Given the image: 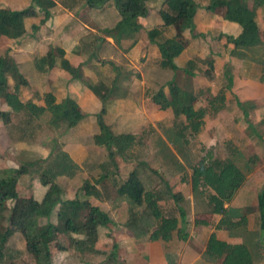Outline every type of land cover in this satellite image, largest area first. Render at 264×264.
<instances>
[{
    "label": "rangeland",
    "instance_id": "rangeland-1",
    "mask_svg": "<svg viewBox=\"0 0 264 264\" xmlns=\"http://www.w3.org/2000/svg\"><path fill=\"white\" fill-rule=\"evenodd\" d=\"M51 1L53 5H47L46 8L48 11L47 19L44 18L42 9L35 8V16L25 20V34L15 37L18 36V31H13L9 35L10 38L0 37V55L8 48L10 56L18 65L21 76L28 80L30 89L36 87L35 85L39 83V79L31 67L32 62L26 56L27 53L25 52L24 54L22 50H18V47L32 43L31 38H35V42L38 41L39 44L42 43V51L45 48L47 52L49 50L54 54V47L66 46L69 37L74 38L76 48L81 53V59L84 60L83 64L85 63L98 79H109L118 71L117 77H120V80L127 81L130 79L129 81H137L140 80L142 73L144 77L150 80V83L147 81L144 84V88L147 87L146 96H142L144 114L141 117L134 116L122 119L121 122L109 121V123L116 127L113 128L115 129L114 133H121L130 129L135 132L136 139L142 142L135 143L132 148L133 155L134 153L137 154V157L133 158L135 162L136 158L142 156L143 146L141 145L146 142L149 147L146 149L148 167L138 165L132 161V158V160L129 159L123 162L114 156L119 166L117 175L106 176L101 181L95 182V179L100 176V172H112L115 167L108 163L106 149L96 144L92 139V135L97 130L94 116L91 119L86 117L83 122L79 123V125L77 124L73 129L67 127L66 123L61 120L54 122L51 110L49 113L44 112L39 117L32 118L31 121L26 120L24 113L12 114L8 122L0 120V175L8 167H18L24 163L31 162L27 172L19 179L17 201L8 219L2 223L3 227L13 226L22 217L24 205L29 197H36L43 193L39 182L41 172H47V174L52 176L53 181L63 189V198L77 197L84 201L86 207L97 205L102 210L110 211L109 215H111L112 223L99 231L92 246L73 244L71 241L73 235L69 233L59 235L45 245V264H105L109 262L110 259H106V254L111 249L112 238H117L120 230L116 225L127 223L131 211L135 212L133 223L137 224L138 227L126 224L124 232L120 230L122 232L121 236L127 237L132 234L133 236L135 235L134 237L138 235L139 237H145L148 234L153 221L141 213L143 204L134 206L125 197L118 196L115 192L116 186L126 178L127 172L132 167L137 169L138 176L146 190L156 187L162 192L164 202L161 205V210L163 215H172L175 213V208L174 202L170 198L168 191H166L168 183L162 176L188 177L190 176V166L207 154H210V157L220 158L224 155L223 152L227 150L232 152L231 155L234 159H237L239 167L244 169L246 165V176H264V126H261L262 123L254 125L256 128L254 130H257V133L249 129L242 133L234 125L235 123H227L228 118H223L218 131L217 127L215 129L211 127L208 132L206 131L208 134L205 132L192 134L189 130H182V137L185 142L183 143L177 138L176 131L178 130L176 127L170 125L169 114L160 112L157 105L152 102L151 94L158 87H163L162 85L171 75L170 71L159 68L157 48L146 36V31L149 28L160 26L161 24L157 11L162 7V0H148L146 2L147 14L139 19L140 29L132 38H122L120 44H116L114 41L110 43L103 33L104 28L113 27L118 20L117 10L111 1L104 3L98 8L88 7L85 5L84 0ZM194 1L198 5L195 13V24L197 26H195V31L202 32L203 35L191 37L188 35L187 30L185 31L186 37L182 36L181 39L186 48L187 53L185 55L194 54L195 58L209 59L211 56L208 52L212 53L217 50L226 52L224 49L230 44L226 40L225 35L226 33L229 34L231 29L226 28L221 21L223 8L215 11V24L209 18H213V15L210 14L208 17V13L203 8L207 0ZM29 2L30 0H0V9L23 8L27 7ZM247 5L249 8H253L259 30L263 29L264 6L254 7L253 0H247ZM31 24L34 28L30 27ZM233 30L236 31L237 28H233ZM31 31L34 33L33 37H30ZM98 34H100V42H98ZM172 34H174V27L164 28L165 36H171ZM132 40H134V45L137 49L131 52L129 56L128 51L126 52L124 48H128ZM35 42L33 40L32 44L35 45ZM29 46L31 48L28 47L29 49L27 48V50L35 48L34 46ZM39 51L38 49L36 50L35 58H37ZM242 53L243 57L255 60L264 67V47L257 50L243 49ZM130 61L140 68L133 67ZM196 61L198 67L195 73L197 76H202L201 72H206L207 70L205 68L206 65L198 60ZM56 62H58L57 57ZM142 63L146 64H144L145 67L141 65ZM259 67L261 66L259 65ZM237 70L238 68H234L233 72L236 76L238 75ZM48 71L50 70L45 69L43 75L47 76ZM179 74L178 79L182 80L180 84L183 85V83H186L183 80L185 78L189 80V78L183 73L179 72ZM83 76L84 78H89L85 75ZM219 78L221 83L217 84V86H223L225 84L223 75L220 74ZM7 83L10 87L13 85V79L10 76L7 77ZM25 85L20 86V96L21 88ZM203 86L202 84V89H205ZM259 87L260 90L257 93L262 97L256 102L258 115L249 117V122L253 123L257 119L260 121L264 119V85H259ZM141 88H143V85L137 83L136 94L133 95L134 98L141 99ZM240 88L241 84L235 85V92L239 93L241 91L239 90ZM248 89L255 90L250 86ZM205 95L200 96V101L197 103L201 104L200 106L207 104L205 98L208 97H205ZM1 108L5 109L4 104L1 105ZM208 121L212 122L215 120L209 117ZM208 121L205 120L204 123L206 124ZM245 133L249 134L248 143ZM208 139H211L210 141L216 145H207L206 141ZM66 142L78 143L80 146H78L80 149L76 156L72 157L73 159L66 160L64 158L65 156L67 157V154L63 152L62 145ZM167 142L181 158L183 162L181 168L173 158L168 156L167 151H170V149H167ZM225 146H227V149H223ZM61 153H64L65 156ZM133 155L131 153L130 156ZM42 156L46 157L43 158ZM62 163L66 164L64 171L70 174H56L57 170L60 169L58 165ZM249 179H252V177ZM85 180L94 184L98 191L97 197L86 196L81 190ZM196 197L197 194L195 193ZM182 205L185 206V210L188 208V202L182 203ZM56 210L57 208H46L44 215L38 219V224L54 223L56 221ZM85 213L86 211L83 210L80 215L82 216ZM184 228L187 231V227ZM261 232L264 236V231ZM173 237L175 236L173 235ZM6 248L7 251L8 248L10 250H19V258L14 261V264H34L31 256L25 251L22 237L18 232L9 238Z\"/></svg>",
    "mask_w": 264,
    "mask_h": 264
},
{
    "label": "trees",
    "instance_id": "trees-1",
    "mask_svg": "<svg viewBox=\"0 0 264 264\" xmlns=\"http://www.w3.org/2000/svg\"><path fill=\"white\" fill-rule=\"evenodd\" d=\"M108 1H111L117 10L118 20L113 27L104 28L103 33L111 37L116 44H119L122 38H132L140 29L141 25L138 19L146 16V2L148 0H84V3L88 7L98 8ZM52 3L51 0H30L29 5L22 9H0V36L9 37L12 28L23 24L25 14L30 9H42L44 18H46L48 16L47 5H52ZM259 5L264 6V0H253L254 7ZM197 8L198 5L194 0H162V7L157 11V15L161 20L160 26H153L146 31L148 40L155 44L157 48L159 54L158 65L161 68L177 69L174 58L181 53L184 47L181 42L184 31L187 30L191 37L203 35L202 32L195 31L194 16ZM203 8L210 12L223 8L222 18L224 20L237 22L242 26V31L236 36L225 35L226 40L233 46L229 52L230 55H233L238 47H247L258 43L264 44V30L258 31L253 8H248L246 0H207ZM169 26L174 27V34L171 37L164 35V28ZM31 28H34V26ZM24 33L25 30L22 34ZM134 43V40H132L128 47H131ZM54 50L55 54H52L50 60L51 65L54 63L55 56H59L61 67L65 68L67 61L62 58L63 50L58 47ZM196 60L204 63L206 67H212L211 58H194V60L188 59L184 62L183 70L191 73L190 71L197 62ZM45 61L46 56H41L36 60V64L41 67ZM223 75L226 79V86L229 87L232 76L228 63L224 64ZM8 76L13 79L11 87L7 83ZM75 76L80 77L78 70H76ZM25 84L26 80L18 72L16 63L7 48L0 55V103L3 102L8 107L7 110L0 109L1 121L8 122L10 116L17 113H24L26 120L31 121L32 118L38 117L45 108L52 105L62 109L61 115L57 116L53 112V119L65 122L67 127L74 126L82 118V115L77 111L75 101L68 97L55 103L54 96L51 93H46L42 105L35 104L29 99L21 101L20 86ZM167 85L168 97L160 87L152 94V102L162 110L167 107L171 108L175 117L180 114L183 115L187 127L195 132L202 121V110L193 108L194 97L189 92L180 89L174 81H170ZM87 86L99 97L102 103V107L95 114L98 132L92 135V139L96 144L105 147L108 158L114 166L113 157L118 155L123 158L124 153L135 142V136L127 133L118 135L111 133L102 120L105 96L98 91L100 84H87ZM235 103L243 109L247 102L236 100ZM61 154L65 156L64 153ZM205 156L191 167L192 190L199 187L212 190V193H209L207 197V203L210 206L211 213L221 215L215 225L216 228L243 224L245 222L243 210L223 207V204L229 202L237 188L242 184L245 176L244 172L229 158H212L210 154ZM66 164L58 165L60 169L57 170L56 174H70L64 171ZM30 165L31 162H27L18 167H8L0 175V264H14V261L19 258V250L8 248L7 251L6 248L9 238L16 232L22 237L23 247L33 259L34 264H45V245L57 236L69 233L74 236L71 240L73 244L92 246L99 231L112 222L109 213L97 205L86 207L84 201L77 197L63 198V189L53 181L52 176L47 172H41L39 182L41 185L46 186L43 196L40 199L29 197L24 205L22 217L13 226L3 227L2 223L8 219L17 201L19 179L27 172ZM105 175L106 173L102 172L95 179V182L101 181L102 178L106 177ZM81 190L86 196L97 197L98 195L94 184L87 180L83 182ZM115 192L118 196L125 197L134 206L143 204L141 213L157 221V225L148 235L150 239L167 240L173 230L176 231L178 238H186L187 233L184 228L186 226L185 212L177 202L181 198L179 193H170L171 198L177 204L179 217L177 219V217L162 216L157 203L161 199L160 192L154 189L146 190L136 169H132L126 178L116 186ZM256 205L259 210L260 228L264 231V181L256 193ZM46 208H57L55 212L56 221L40 225L38 219L44 215ZM83 210L86 213L81 216ZM235 217H237L236 220L233 219ZM134 219L135 212L131 211L130 218L127 220L128 224H132ZM178 220H180V227H177ZM194 223L205 222L195 220ZM204 254L208 258L219 259V264H252L249 252L244 244H228L217 239L214 233H211L206 241Z\"/></svg>",
    "mask_w": 264,
    "mask_h": 264
},
{
    "label": "crops",
    "instance_id": "crops-1",
    "mask_svg": "<svg viewBox=\"0 0 264 264\" xmlns=\"http://www.w3.org/2000/svg\"><path fill=\"white\" fill-rule=\"evenodd\" d=\"M246 3H247V0H246ZM16 9H22V8H16ZM205 12L208 13V17L210 14L213 15V18L212 17H209V18L211 21H213L216 24L215 22L216 19L214 18L215 12H210L206 10ZM33 16H35V9H30L25 14L23 24L16 26V28H12L10 35L13 31H18V36H15V37L22 36L23 30H25L26 32L25 20L28 18H32ZM139 19H138V22H139ZM254 19H255V15H254ZM221 21L222 23L225 24L226 28L231 29L229 34L226 33V35L236 36L242 31V26L237 22L226 21L222 18V16H221ZM195 23H196V15L194 16V24ZM256 26H257L258 31L264 30V28L259 30L257 22H256ZM30 27H32V24ZM233 28H237V30L234 31ZM31 33L32 34H30V37H33L34 36L33 31H31ZM185 35L186 34L184 31L182 33V36L186 37ZM0 37L4 38L5 36H0ZM104 37L107 38L110 41V43H113L114 40L111 37L106 36V35ZM5 38H10V36L5 37ZM97 38H98V42H100V34H98ZM33 40L35 42V38H31L32 43H33ZM32 43H28V45H21L20 47H18V50L19 49L22 50L24 54L25 52L27 53L26 56L29 57L32 62L31 67L33 68V71L35 72L37 78L39 79V83L35 85L36 87L34 89H30V87H28L29 86L28 80L23 77L26 80L27 85L21 88L20 100L24 101V100L29 99L35 104L42 105L43 98L46 93H51L54 96L55 103H58L63 98L68 97L69 99L75 101L77 105V111L79 114L82 115V118L74 126L69 127L70 129H73V127H75L77 124L79 125V123L83 122L86 117H89L91 119L92 116H94L95 118V114L102 107V103L99 97L96 94H94L92 90L87 86V84L88 85L100 84V86L98 87V91L100 94L105 96L104 113L102 114L103 122L108 126L109 130L114 135L127 133V134H132L135 136V142L127 150V152L124 153V157L122 158L118 155H115V156L119 158L120 160H122L123 162L128 161L129 159L132 160L134 157H137V154L134 153L133 155L132 148L135 145V143H142V142L136 139V135L134 134L135 132L133 130L128 129L127 131H124L121 133L120 132L114 133L115 129L113 128H116V127H113L109 123V121L117 123L119 121L121 122L122 119H126V118L128 119L134 116L141 117L145 112L143 108L144 104L142 101L143 99L142 96H146L145 91L147 87L144 88V84H146L147 81L148 83H150V80L147 77H144L143 74L141 73L140 80L129 81L130 79H128L127 81H122L120 80V77H117L119 73L118 71L109 79H103V78L98 79L93 74V72L85 65V63L83 64L84 60L81 59V53L78 51V48H76L75 39L72 37H69L68 44L66 46L64 45L58 46V48H61L63 50L62 58L66 59L67 61L65 68L61 67L59 56H55L54 63L51 65L50 60L52 58V54L54 53H52L49 50L47 52L45 48L42 51L41 49L43 45L42 43L39 44L38 41L35 42V45ZM134 44L131 47L124 49L126 50V52L128 51L129 56L131 52L137 49V47ZM29 45H31L32 47L34 46L35 48L33 50L31 49L27 50V48L30 47ZM37 45L40 47H38ZM232 47L233 46L231 44L230 46H226V48L224 49L226 50V52L223 50L213 51L212 53L208 52L210 53V56L212 59V67L211 68L205 67L207 68L206 72L200 71L203 74L202 76L196 75L195 70L197 69L198 66L196 65L195 62H194L195 65L190 71L191 73H187L183 70L184 62L188 59L194 60L195 58L194 54L185 55L187 53L185 46L183 47L181 53L177 57L174 58V62L177 67L176 70H171L169 68H161L159 66V68L168 70L171 73L170 78L162 85L163 87L160 86L162 88V91L166 95V97H168V87H167L168 85L167 84L170 81H174V83L180 89L189 92L194 97L193 98L194 100L192 103L193 108L201 109L203 112L202 121L200 123V126L195 132H193L190 130L189 127H187L186 121L183 115L180 114L175 117L174 114L172 113L171 108L167 107L166 109L162 110V109H159L157 105V108L160 112H165L166 114H169L170 119H171L170 125L176 127V129L178 130L176 131L177 138L180 139V141H182L183 143L185 142L182 137V130H189L192 134L193 133L201 134L202 132H205L206 134H208L207 132L210 130L211 127H213L214 129L217 127V131H218L219 126H221L220 124V122L222 121L221 119L223 118H228L227 123H230V122L232 124L235 123L234 125L242 133L246 132L247 129L251 130L252 132L257 133V130L256 131L254 130L256 129L254 125L255 124L258 125V123H262L261 126L262 127L264 126V119L261 121L257 119L254 121V123L249 122V117H251V115L252 116H255L256 114L258 115L256 102L262 96L259 95L257 91L260 90L259 85H262V86L264 85V79H263L264 67L255 60L253 61L250 58L243 57V53H242L243 49H256V50L262 49L264 47V44L258 43V44L247 46V47H241V48L238 47L235 49L236 53H234L233 55H230L229 52L232 49ZM54 48H57V47H54ZM37 49L40 51L38 53V56H36L37 58H35V52ZM118 50L120 51V49ZM41 56H46V61L44 64L41 65V67H39L36 64V60L40 58ZM56 57L58 58V62H56ZM130 63L133 67L140 68L135 63H132L131 61ZM225 63H228L230 65L231 76H232L231 84L229 87H227L226 79L224 78L225 84L223 86H220V85L217 86V84L221 83L220 82L221 79L219 77H220V74L223 75V69H224ZM144 64L145 63H142L141 65H144ZM259 65L261 67H259ZM16 67L18 70L19 68L17 64H16ZM234 68H238L237 76L233 74ZM45 69L50 70L48 71L47 76L43 75L45 73L44 72ZM76 70H78L80 77L75 76ZM220 70H221V73H220ZM179 72L181 74L182 73L185 74V76L189 78V80H186V78L183 80V81H186V83H183V85L180 84L182 80L178 79L180 75ZM83 75L89 78H84ZM137 83H139L140 85H143V88H141V99L140 100L138 98L133 97V95L136 94ZM201 83L204 85L203 87H205V89H202ZM237 84H241V88L239 89L241 91L239 93H236L234 90L235 85ZM249 86L254 88L255 90H249L248 89ZM204 94H206L205 97H208V98H205V101L207 100V104H205V106L204 105L200 106L201 104H197V103L198 101H200V96ZM236 100L240 102H247V103L243 106V109H241L240 107L236 105L235 103ZM2 104L4 103L2 102ZM1 105H0V109H2ZM4 107L5 109L3 110L8 109V107L5 104H4ZM50 110L54 112L57 116L61 115V112H62V109L60 107L52 105V106L45 108L44 111L40 115H42L44 112L49 113ZM209 117H212L213 120L215 121L209 122L208 121ZM205 120L208 121L206 122V124L204 123ZM55 121L56 120H54V122ZM95 127L97 128L96 124H95ZM97 132H98V129L95 131V133ZM248 135L245 133V136L247 137L246 138L247 143H248V140L250 139L248 138ZM210 140L211 139H208L206 141V144L209 146H215L216 144H214V142L212 143ZM166 145L168 147L167 149H170V151L169 150L167 151L168 156L173 158L176 161V163L180 165V168H181V165L183 164L181 158L175 153L172 146L168 142L166 143ZM78 146H79L78 143L76 144L75 143L73 144L72 142L63 143L62 145L64 149L63 152L67 154V157H64V158L66 160L67 159L69 160L70 158L73 159L72 157L76 156V154L78 153V150L80 149L79 148L80 146L79 147ZM100 146L105 149L103 145H100ZM141 146H143L142 156H140L139 158H136L135 159L136 162L134 161V159L132 161H134L140 166L148 167V164L146 162L147 161L146 159L147 150L146 149L147 147H149V145H147L146 142H144L143 145ZM180 146L182 147V145ZM223 149H227V146H225V148ZM131 153L133 156H130ZM231 153L232 152H229L226 150L223 152L224 155L218 159L229 158L233 162H235L236 165H238L237 159H234ZM46 156H42V157L44 158ZM212 158H216V157H212ZM113 161H114L115 170L112 172L105 171L106 173L105 176H116L117 173L119 172V166L116 162V159H114V157H113ZM108 163H111L109 158H108ZM194 164L190 166V176L188 177L186 176H162L164 180L168 183V186H166L167 188L166 191H168L169 196H170V193H179L181 195V198L177 202L179 206L185 212V219H186L185 227H187L186 238L185 239L178 238L176 231L173 230L171 232L170 238L167 240H162L159 238L150 239L148 235L151 232V230L155 228V226L157 225V221H155L154 219L150 217H147V218L153 221L152 222L153 225H150V230H148L149 232L145 237H142V236L139 237V235L138 236L136 235L137 237H134L135 235L133 236L132 234L128 235L127 237H122L121 236L122 232L120 230L124 232V229H125L124 226H126L128 222L124 223V225L118 224L116 225V227L120 229L118 232L119 234L117 238H114V239L112 238L111 245H110L111 249L106 254V259L109 258L110 261L105 264H219V261H220L219 259L208 258L204 254L206 241L211 233H214L217 239L222 240L228 244H244L249 252L252 264H262L264 262V236L262 235V232H261L262 230L260 228L259 210L256 205V193L262 186V183L264 181V176H246L245 175L242 184L237 188V190L235 191L234 195L231 197L229 202H225L223 204V207L242 209L244 212V216H245V222L243 224L233 226V227L216 228L215 225L217 224L221 215L210 212V206L207 203V197L209 193H212V190L209 188H201V187L195 190H192L191 167ZM132 169H136V168L132 167L127 172V174ZM240 169L244 172V174H246V170H247L246 165L244 169H242L241 167ZM102 172H100V174ZM250 177H252V179H249ZM169 182L171 183V185ZM171 186L172 188H170L171 189L170 190L169 187ZM41 187L43 189V193H41L40 195L34 198L40 199L43 196L46 190V186L41 185ZM150 189L158 190L156 189V187L150 188ZM158 191L161 194V199L157 203H158L162 216L177 217V219H179L178 214H177V204L171 198V196L170 198L174 202L175 213H173L172 215H163L162 210H161L162 209L161 205L164 202L163 194L160 190ZM195 193L197 194L196 198H195ZM186 202H188V208L186 207L187 209L185 210V206H183L182 203L185 204ZM104 211L110 213V211L106 209H104ZM233 219L236 220L237 217ZM195 220H202L205 223H194ZM131 226L138 227L137 224L135 223H132ZM177 227H180V220H178L177 222ZM173 235L175 237H173Z\"/></svg>",
    "mask_w": 264,
    "mask_h": 264
}]
</instances>
